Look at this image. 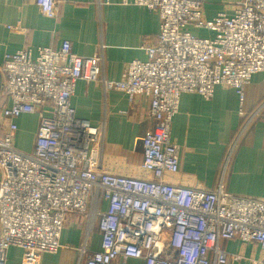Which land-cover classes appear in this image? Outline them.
<instances>
[{
    "label": "built area",
    "instance_id": "built-area-1",
    "mask_svg": "<svg viewBox=\"0 0 264 264\" xmlns=\"http://www.w3.org/2000/svg\"><path fill=\"white\" fill-rule=\"evenodd\" d=\"M121 2L156 12L160 24L156 41L143 45L146 60L127 62L118 80L100 77V58L74 53L68 40L57 49L27 47L3 56L0 264L9 246L22 250L23 264L56 252L69 213L85 218L87 234L96 222L100 234L99 250L84 264H230L241 256L223 250L220 241L233 239L264 250V200L231 194L221 183L203 190L165 180L179 171L170 130L180 94L209 99L222 85L242 98L251 77L264 72V0H237L231 14L211 19L203 18L201 0ZM35 3L44 15L56 14L57 0ZM77 80L118 90L129 101L147 98L153 128L139 141L141 168L151 179L104 170L102 128L77 117L70 104ZM36 113L31 148L19 149L15 120Z\"/></svg>",
    "mask_w": 264,
    "mask_h": 264
},
{
    "label": "crops",
    "instance_id": "crops-1",
    "mask_svg": "<svg viewBox=\"0 0 264 264\" xmlns=\"http://www.w3.org/2000/svg\"><path fill=\"white\" fill-rule=\"evenodd\" d=\"M201 1L204 19L220 12L231 14L237 2ZM159 24L156 12L121 0H57L53 17L44 15L35 0H0V64L6 53L38 46L57 49L68 40L74 53L100 58V77L118 80L127 62L146 60L143 45L156 41ZM192 31L199 36L211 34L203 29ZM2 80L0 72V87ZM70 104L77 117L102 128L105 171L152 178L141 168L139 138L153 128L146 97L137 95L129 101L118 90L105 91L98 82L77 80ZM43 114L49 115L50 109L44 108ZM39 115L16 118L15 145L18 140H29L32 145ZM170 137L177 145L179 171L166 175L167 182L203 190L221 183L231 194L264 200V72L251 77L242 98L222 85L215 86L209 99L194 92L181 93ZM85 226L82 215L67 214L59 248L43 253L39 264H84L100 248L96 222L88 234ZM220 247L241 256L230 264L264 258V250L253 243L221 240ZM6 264H23L19 247H8ZM127 264H144V260L129 259Z\"/></svg>",
    "mask_w": 264,
    "mask_h": 264
},
{
    "label": "rangeland",
    "instance_id": "rangeland-1",
    "mask_svg": "<svg viewBox=\"0 0 264 264\" xmlns=\"http://www.w3.org/2000/svg\"><path fill=\"white\" fill-rule=\"evenodd\" d=\"M16 147H18L19 149L28 151V150H30L31 142L29 140L28 141H26V140H23V141L18 140L16 142Z\"/></svg>",
    "mask_w": 264,
    "mask_h": 264
}]
</instances>
